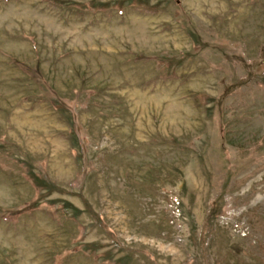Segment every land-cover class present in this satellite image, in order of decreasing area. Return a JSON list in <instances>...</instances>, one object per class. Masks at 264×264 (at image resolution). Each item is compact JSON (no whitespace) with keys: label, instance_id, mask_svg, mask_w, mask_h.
<instances>
[{"label":"rangeland","instance_id":"1","mask_svg":"<svg viewBox=\"0 0 264 264\" xmlns=\"http://www.w3.org/2000/svg\"><path fill=\"white\" fill-rule=\"evenodd\" d=\"M0 264H264V0H0Z\"/></svg>","mask_w":264,"mask_h":264}]
</instances>
